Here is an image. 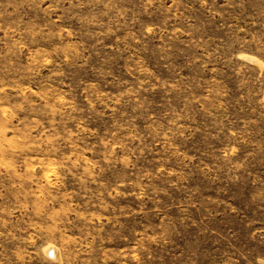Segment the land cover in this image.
Masks as SVG:
<instances>
[{
    "label": "rangeland",
    "instance_id": "1",
    "mask_svg": "<svg viewBox=\"0 0 264 264\" xmlns=\"http://www.w3.org/2000/svg\"><path fill=\"white\" fill-rule=\"evenodd\" d=\"M0 264H264V0H0Z\"/></svg>",
    "mask_w": 264,
    "mask_h": 264
}]
</instances>
